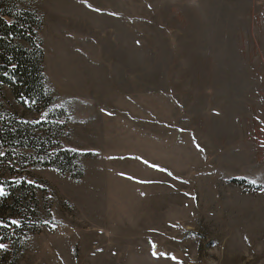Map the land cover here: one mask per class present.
<instances>
[{"label":"rangeland","instance_id":"obj_1","mask_svg":"<svg viewBox=\"0 0 264 264\" xmlns=\"http://www.w3.org/2000/svg\"><path fill=\"white\" fill-rule=\"evenodd\" d=\"M16 1L84 170L2 161L45 188L17 264H264V0Z\"/></svg>","mask_w":264,"mask_h":264},{"label":"trees","instance_id":"obj_2","mask_svg":"<svg viewBox=\"0 0 264 264\" xmlns=\"http://www.w3.org/2000/svg\"><path fill=\"white\" fill-rule=\"evenodd\" d=\"M41 26L42 16L38 11L20 7L16 0H0V151H4L0 165L13 149H25L30 150L25 157L32 165L54 167L79 179L84 174L79 164L80 153L61 146L66 109L52 107L54 97L46 87L44 51L38 36ZM4 87L9 88L22 108L41 116L30 120L5 109ZM0 188L6 193L0 197L10 203L9 209L20 207L16 208L17 214L8 210L6 226L0 224V243L7 245L6 249H0V263L6 260L8 264H17L26 248L23 239L39 227L36 192L45 188L24 178H0ZM23 196H28V201L22 210L18 203ZM12 215L17 217L18 224L11 223Z\"/></svg>","mask_w":264,"mask_h":264},{"label":"snow or ice","instance_id":"obj_3","mask_svg":"<svg viewBox=\"0 0 264 264\" xmlns=\"http://www.w3.org/2000/svg\"><path fill=\"white\" fill-rule=\"evenodd\" d=\"M98 10V9H97ZM199 147V146H198ZM2 155V154H0ZM153 167H157L155 165H153ZM169 175H171V173H169ZM251 183H256L255 180L251 181ZM0 195H6V193L4 192L3 188H0ZM12 224H18L19 222L18 221H11ZM7 245L3 244V243H0V249H6ZM153 255H156V253L154 252ZM161 255H164V254H161ZM173 259H175V257H172Z\"/></svg>","mask_w":264,"mask_h":264}]
</instances>
